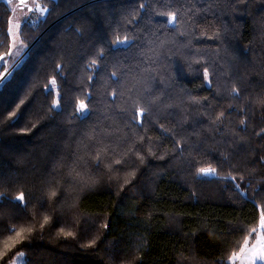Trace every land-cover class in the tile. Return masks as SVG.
<instances>
[{"label":"trees","instance_id":"obj_1","mask_svg":"<svg viewBox=\"0 0 264 264\" xmlns=\"http://www.w3.org/2000/svg\"><path fill=\"white\" fill-rule=\"evenodd\" d=\"M38 2L9 69L0 0V264H231L264 210V0Z\"/></svg>","mask_w":264,"mask_h":264},{"label":"rangeland","instance_id":"obj_2","mask_svg":"<svg viewBox=\"0 0 264 264\" xmlns=\"http://www.w3.org/2000/svg\"><path fill=\"white\" fill-rule=\"evenodd\" d=\"M12 10L10 18L9 34H10V51L8 59L5 61L6 65L10 68L17 63V61L23 56V45L18 37V30L20 24L28 17L37 19L41 17L45 9H43L38 0H5ZM9 68V69H10ZM208 175V174H202ZM257 231L249 236L242 244L239 251L233 253L229 261L231 264H252L251 258L264 249V230L258 227ZM18 258H16L10 264H17ZM256 264H260L259 261Z\"/></svg>","mask_w":264,"mask_h":264},{"label":"snow or ice","instance_id":"obj_3","mask_svg":"<svg viewBox=\"0 0 264 264\" xmlns=\"http://www.w3.org/2000/svg\"><path fill=\"white\" fill-rule=\"evenodd\" d=\"M209 2H211V0H209ZM140 7L143 8V7H144V4H141ZM205 11H208V9H206ZM166 15L168 16V21H167V23H168V25L171 26V27H175V26H177V25L181 22V21L178 20V18H177V17H178V12H176V11L168 12V13H166ZM124 42H126V41H118V43H124ZM95 63H96V61L93 60V61H92V64H95ZM10 75H11V73H8V74H7L2 80H0V87L4 86V85L7 83V81H8V77H9ZM112 75H113V76H116L117 74L114 72V73H112ZM204 75H205V78L207 79V77H208L207 69H205ZM209 86H211V85H209ZM48 92H49V94H50L51 89H49ZM233 92L236 93L237 90L234 88V89H233ZM113 95H115V93H113ZM81 108H84V105H81ZM144 111H145V109H139V114H143ZM223 116H224V113L221 112V113L219 114V116H218L216 119H217V120H220L221 117H223ZM240 124H241V125H244V124H245V120H241V121H240ZM245 130H246V129H245ZM165 131H167V129H166ZM261 133H264V129H261V132L256 133V135L259 136V135H261ZM100 158H101V153H100V152H97L95 159L99 162V161H100ZM225 159H227V158L225 157ZM116 162L119 163V161H116ZM199 171H200V173H202V174H208V175H213V176L215 175V170H214V169H204V168H201ZM227 179H231V180L234 181V180H235V177H229V178H227ZM235 187H236L237 189H239V185H238V184H236ZM52 195L55 196L56 193H55V192H52ZM18 199H22V196L19 197ZM259 228H260L261 230H264V210L261 211L260 220H259ZM9 231H15V228L9 229ZM256 231H257L256 229H252V231L249 233V235H252V234L255 233ZM16 234H17V235H20L19 232H17ZM19 255H20V256H23V253L21 252V253H19ZM251 260H252V264H256L257 261H259L260 264H264V249H261L259 252H257V253L251 258Z\"/></svg>","mask_w":264,"mask_h":264},{"label":"water","instance_id":"obj_4","mask_svg":"<svg viewBox=\"0 0 264 264\" xmlns=\"http://www.w3.org/2000/svg\"><path fill=\"white\" fill-rule=\"evenodd\" d=\"M30 46H31V45H30ZM30 46H29V47H30ZM29 47H28L26 50H28V49H29ZM26 50H25V51H26ZM24 53H25V52H24Z\"/></svg>","mask_w":264,"mask_h":264}]
</instances>
